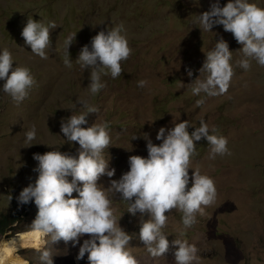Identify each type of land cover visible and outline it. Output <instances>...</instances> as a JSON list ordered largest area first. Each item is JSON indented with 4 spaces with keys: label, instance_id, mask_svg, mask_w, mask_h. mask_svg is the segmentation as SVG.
Instances as JSON below:
<instances>
[{
    "label": "rangeland",
    "instance_id": "1",
    "mask_svg": "<svg viewBox=\"0 0 264 264\" xmlns=\"http://www.w3.org/2000/svg\"><path fill=\"white\" fill-rule=\"evenodd\" d=\"M216 0H0V52L7 48L13 56V66L30 69L36 84L28 97L18 105L2 91L0 80V215L12 210L10 197L18 196L38 173L33 169L36 153L60 151L78 156L79 145L67 143L61 132V121L85 111L78 100L99 108V113L87 116L89 127L94 122L109 123L111 144L104 150L109 167L115 168L111 179L118 180L129 170L132 155L147 157V141L159 145L156 139L161 127L166 130L184 120L191 127L189 133L204 120L215 126L216 134L228 139L231 155L209 159L205 139L194 142L203 147L191 167H199L201 174L211 177L217 189L214 204L206 207L205 215L197 214V222L188 229L182 224V212L172 210L162 229L171 242L187 240L198 248L194 264H264V67L255 60L249 70L237 65L243 58L231 33L222 25L211 31H201L194 23L197 16L210 9ZM228 0H219L220 6ZM264 8V0H248ZM44 23L55 22L50 29L51 45L47 59L31 52L21 36L27 19ZM123 25L132 49L130 57L121 62L122 74L101 77L106 86L92 95L87 86L91 69H82L76 61L80 50L100 31ZM76 33L68 52L72 66L66 67L64 41ZM223 38L232 52L230 63L234 76L226 94L209 97L204 93L194 96L191 82L204 79L199 72L205 53ZM187 70L192 71L190 77ZM144 80V87L138 81ZM204 100L200 107L196 101ZM33 126L36 138L25 143V132ZM136 136V139L133 137ZM147 137V138H146ZM198 147V148H199ZM193 169H189L191 178ZM69 181L71 177H68ZM110 179L102 177L99 183L109 186ZM190 179L188 187H191ZM78 193H73L77 197ZM112 207L119 225L132 236L128 250L138 264H174L172 251L153 258L138 239L139 213H127V203L113 197ZM26 211L20 210L22 229L31 234V224L38 209L31 201ZM27 205V204H24ZM23 206V205H22ZM147 219V216L144 217ZM184 231L181 236L180 232ZM20 234L19 236L23 235ZM17 236V238L19 237ZM15 238V239H17ZM73 246L61 240L51 243L44 237L40 248L50 251L53 264H88L87 254L77 260L79 247L85 239ZM14 240V239H12ZM12 240L2 239L1 244ZM47 242L46 244L44 242ZM19 253V252H18ZM13 254L11 264H42L37 248L29 247Z\"/></svg>",
    "mask_w": 264,
    "mask_h": 264
},
{
    "label": "clouds",
    "instance_id": "2",
    "mask_svg": "<svg viewBox=\"0 0 264 264\" xmlns=\"http://www.w3.org/2000/svg\"><path fill=\"white\" fill-rule=\"evenodd\" d=\"M194 23L199 24L201 31H211L214 25H222L225 32L231 33L242 45L239 51L243 58L236 62L239 67L249 70L252 60L264 67V8L248 0H228L221 7L216 0L208 11L197 16ZM55 28V22L46 26L28 18L21 36L33 54L47 59L46 50L51 45L50 29ZM122 32V24L106 32L102 30L92 37L91 50L87 45L80 50L76 61L82 69H91L87 88L92 95L106 86L101 82L102 76L110 74L116 79L122 74L121 62L126 61L132 52ZM75 36L76 33L69 35L64 41L67 53L64 64L69 68L72 64L68 49ZM205 57L199 69L200 74H205L204 79L196 78L190 83L192 95L204 93L215 97L226 94L235 74L230 63L232 52L228 43L220 38L214 48L205 53ZM13 65V56L5 48L0 52V80L4 81L2 91L18 105L28 97L36 81L29 68ZM187 73L192 76L191 70ZM145 84L144 80L138 81L139 87ZM78 103L85 111L62 120L60 128L67 143H78V156L60 151L33 155L38 162L33 171L38 175L35 182L23 188L17 198L20 205L34 201L38 209L31 229L50 238L51 243L63 240L73 246L87 234L90 238L80 245L76 259H83L87 254L88 264H138L128 250L132 236L119 225L124 213L118 221L116 210L112 207V198L119 196L127 203V213L132 216L139 213L138 239L151 257H163L172 251L174 264L197 262L199 250L196 245L178 238L170 242L163 233L168 219L165 213L174 209L182 212L184 229L197 222V214H206V207L216 201L217 189L211 177L201 174L199 167H191L192 157L198 155L194 142L205 139L209 146V159H215L217 155H231L227 147L228 139L216 134L218 130L215 126L211 127L210 134V127L204 120H200L199 127L191 133L187 120L175 122L170 129H159L156 139L162 143L157 145L150 139L147 141L146 158L130 156L129 170L118 180L111 179L115 168L109 167V160L103 155L111 144L109 123L94 122L89 127H82L88 124L86 118L89 114H97L100 110L86 101L78 100ZM203 104V99L196 101L197 107ZM24 134L25 143L31 145L36 138L35 126ZM189 169L194 170L191 178ZM105 176L110 179L108 187L99 183ZM68 177H71L70 181ZM190 179L192 184L188 187ZM74 192L78 193L75 198ZM180 235L183 236L184 231ZM37 251L42 264H53L46 247L37 248Z\"/></svg>",
    "mask_w": 264,
    "mask_h": 264
},
{
    "label": "trees",
    "instance_id": "3",
    "mask_svg": "<svg viewBox=\"0 0 264 264\" xmlns=\"http://www.w3.org/2000/svg\"><path fill=\"white\" fill-rule=\"evenodd\" d=\"M196 147V152L200 153L201 148L203 147ZM195 155V157H198ZM193 158V157H192ZM12 210L9 214H2L0 215V243L2 239L7 238L8 240L15 238L17 235L25 233L26 231L22 229L23 223L21 221V214L20 210L26 211L29 207L27 205H20L13 197L11 199ZM35 264V263H30Z\"/></svg>",
    "mask_w": 264,
    "mask_h": 264
},
{
    "label": "bare ground",
    "instance_id": "4",
    "mask_svg": "<svg viewBox=\"0 0 264 264\" xmlns=\"http://www.w3.org/2000/svg\"><path fill=\"white\" fill-rule=\"evenodd\" d=\"M43 239L44 237L41 234L33 232L31 234H23L8 244L4 242L0 248V264H11V260L14 259L12 255L20 250L29 247L40 248L43 244ZM17 263L24 264L21 259H18Z\"/></svg>",
    "mask_w": 264,
    "mask_h": 264
},
{
    "label": "water",
    "instance_id": "5",
    "mask_svg": "<svg viewBox=\"0 0 264 264\" xmlns=\"http://www.w3.org/2000/svg\"><path fill=\"white\" fill-rule=\"evenodd\" d=\"M20 251H21V250H20ZM20 251H19V252H20ZM18 254H19V253H18Z\"/></svg>",
    "mask_w": 264,
    "mask_h": 264
}]
</instances>
